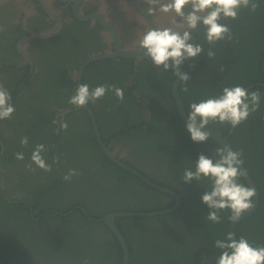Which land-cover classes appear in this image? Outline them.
I'll use <instances>...</instances> for the list:
<instances>
[{
    "label": "flooded vegetation",
    "instance_id": "1",
    "mask_svg": "<svg viewBox=\"0 0 264 264\" xmlns=\"http://www.w3.org/2000/svg\"><path fill=\"white\" fill-rule=\"evenodd\" d=\"M149 7L145 0H0V84L10 92L11 103L16 109L11 119L0 121V207L14 208L26 201L25 183L28 178L35 183L42 177L43 171L35 165H32L35 171H30L25 167L30 162L12 158L18 152L32 153L41 143L31 137L26 146L20 144L22 137H30L35 130H41L40 135L45 130L59 133L58 149L72 155L66 159L71 160L73 169L80 173L73 177L81 184L79 176L82 173L78 166L80 161H85L82 153L87 154L88 162L82 168L84 175L81 176L85 185L73 193L83 198L87 206L97 200L93 199L96 193H101L106 204L110 202L111 208L120 209L126 206L131 195L129 187L132 183L127 178L107 183L106 177L116 172L106 168V159L132 175L131 170L136 169L139 174L153 175L159 181L162 178L176 181L173 183L175 188L185 183L179 173L183 167L180 161L169 157L152 158V153L154 157L159 150L175 151L174 147L184 146L185 140L177 137L178 129L175 127L177 121L182 122L174 98V84L178 78L171 68L164 71L155 67L150 59L141 56L144 50L133 47V42L146 28L170 26L171 13L159 12V5H156L157 11L149 15ZM259 8L252 14L248 9H242L237 20L226 18L221 21L230 28L233 34L231 41L225 39L209 45L205 41L203 25L192 33L194 42L202 44L204 51L195 59L186 60L179 68L181 73L191 76L187 85L179 81L177 87L186 115L190 103L216 95L224 87H231L228 80H237L243 76L241 73L264 75V63L256 72L254 70L257 48L253 43L264 36V9ZM189 10L190 7L186 8ZM49 33L53 35L47 39L35 37ZM210 47L216 53L211 59L206 55ZM126 51H136L140 57L117 54ZM261 51L264 54V42ZM107 54L114 56L99 58L82 66L90 58ZM197 81L202 83L196 84ZM81 83H87L90 89L106 84L124 90L123 101L108 91L102 99L87 104L98 112L100 139L112 157L98 143L92 125L99 147H94L90 141L87 110L68 103ZM186 86L188 92L184 91ZM253 86L264 87V79L257 80L249 88ZM262 96L261 101H264L263 92ZM66 110L72 111L62 115ZM117 114L124 115V118H117ZM54 120L67 121V130L60 131L59 123H52ZM41 121V127L33 126L34 122L40 124ZM249 135L253 138L258 133L250 132ZM199 148L202 151L207 149L205 144ZM209 151L214 160L219 158L215 151ZM249 164L257 177H264V165L260 159L257 163L249 161ZM66 167L60 163L55 167L56 173H63ZM163 201L169 199L163 198ZM175 205L173 197V204L168 209ZM180 207L181 202L171 212ZM93 208L102 210L100 202L96 201ZM0 210L6 215L9 212ZM194 211L199 213L195 208L191 212L185 210L184 214ZM208 211L207 206L202 205L203 217ZM30 212L32 219L40 220L38 210ZM203 232L206 237V230ZM243 232L246 234L245 228ZM200 258L201 264H215L214 258L203 255ZM90 259L92 264L97 261L93 253L88 261Z\"/></svg>",
    "mask_w": 264,
    "mask_h": 264
},
{
    "label": "trees",
    "instance_id": "2",
    "mask_svg": "<svg viewBox=\"0 0 264 264\" xmlns=\"http://www.w3.org/2000/svg\"><path fill=\"white\" fill-rule=\"evenodd\" d=\"M259 9H264V3H261ZM263 42L264 36L260 41L256 40L253 43L257 48V55L254 57L255 72L264 63L262 60L264 54L261 51ZM241 75L243 76L235 81L228 80V85H242L248 91L257 90L260 92L262 100L264 87L249 88V86L257 80L264 79V75L258 72L256 74L241 73ZM200 83L202 82L197 81L196 84ZM196 87L199 86L196 85ZM220 91L222 92V89ZM220 91H217L216 95ZM216 95H208V97ZM91 108L98 124V112L93 106ZM114 116L116 117L115 114ZM117 118L122 119L124 115L117 114ZM88 121L89 139L93 142L94 147H99L92 133L90 118ZM42 125V121L40 124L33 123V126L41 127ZM175 127L178 129L177 137L184 139L185 145L174 147L175 151L159 150L154 157L152 153V158L169 157L180 161L183 165L179 172L181 176L185 169L195 170L199 154L209 156L212 154L209 149L215 151V154L216 150L221 148L211 137L203 143L193 142L181 121H177ZM207 128L222 136H226L232 130V133L228 135L231 148L233 151H243V165L258 189L260 202L257 211L251 217L237 224V239L244 236L253 246L264 245V177H257L249 164V161L257 163L260 159L264 165V101H261L260 108L255 113L235 128L227 122H210ZM250 132H256L258 135L251 138ZM40 133L41 130L40 132L35 130L30 133L28 140L33 137L45 145L46 151L43 156L49 164H52L55 156H59L60 160L59 163L52 164L51 172L42 170V177H39L35 183L29 181L28 178V182L25 183L28 194L26 201L20 202L14 208L1 205L0 208L9 212L7 215L0 212V264H52V262L82 264L83 261H88L92 253L97 260L93 264H121V248L118 241L109 229L96 219L111 212L148 213L167 210L173 204V197L149 187L130 172L121 170L105 158L106 168L116 172V174L106 177L107 183L114 179L127 178L132 183L129 187L131 195L127 198L126 206L120 209L111 208L110 202L106 204L102 200L104 195L101 193H96L93 199L97 200H94L91 206H87L83 202V198L73 194L76 189L80 190L85 185L81 176L84 175L82 168H85L88 162L87 154L82 153L86 162L80 161L78 166L82 173L79 176L80 181L83 184L79 181L76 182L75 177H72L70 181H65L62 177L69 169H73V162L66 158L72 157V155L59 151V133L49 130H45L44 134L40 135ZM38 137L40 140L37 139ZM82 140L85 142L84 139ZM203 144L207 147L204 151L199 148ZM165 152L169 155L166 156ZM23 153V161L31 163V153ZM62 157L65 159L62 160ZM12 158L15 160V155ZM60 163L67 165L66 170L63 173H56L55 167ZM146 177L159 186L176 191L181 197V207L177 211L163 215L116 219L115 223L128 245L129 264H201L202 258L200 257L202 255L205 258L216 260L221 250L214 247V242L226 237L230 222L228 217L231 215V211L225 209L219 213L220 223H213L207 219V216H202V205L204 204L201 202V196L206 190H210V181L207 179H202L199 182L192 181L189 186L185 183H177L180 188H175L173 183L176 181L167 178H162V181H159L153 175H146ZM238 182L247 186L242 176ZM163 198H167L169 201L165 202ZM95 201L96 203L100 202L102 210L93 208ZM195 208H198L199 213L194 211L184 214L185 210L191 212ZM30 210L33 212L38 210L37 216L40 217V220L32 219ZM243 228L246 229V234H244ZM203 230H206V237L203 236ZM88 264H92L91 259Z\"/></svg>",
    "mask_w": 264,
    "mask_h": 264
},
{
    "label": "clouds",
    "instance_id": "3",
    "mask_svg": "<svg viewBox=\"0 0 264 264\" xmlns=\"http://www.w3.org/2000/svg\"><path fill=\"white\" fill-rule=\"evenodd\" d=\"M149 5V15L157 11L163 14L171 13L170 26L148 27L133 42V47L144 50V56L150 58L151 63L164 71L170 68L174 75L185 85L191 79L188 73H181L179 68L188 59H195L203 51V45L195 43L192 33L200 25L205 27V41L214 45L225 39L231 41L233 34L224 19L237 20L242 9H248L254 13L264 3V0H145ZM190 7L191 10L186 11ZM179 18V19H177ZM209 59L216 53L210 47L206 53ZM221 71L223 67L221 66ZM108 91L114 92L120 101L124 99V90L115 85L101 84L90 89L87 83L78 85L75 93L70 96L68 103L76 107H83L102 99ZM188 92V87L184 88ZM261 94L257 90L248 91L242 85L224 87L218 96L208 97L199 102L189 104V112L186 120V130L195 143H203L209 139L210 133L204 131L210 122L230 123L233 128L243 123L251 114L260 108ZM15 106L11 103V94L0 84V121L11 119L15 112ZM59 123L60 130L68 128L67 121H53ZM21 146L28 144V137H22ZM46 151L43 143L37 144L31 153V163L25 167L35 171L34 164L44 172L52 171V164L59 163L60 157H53L49 164L43 153ZM218 159L199 154L195 163V170L185 169L181 177L185 183L199 182L202 179L210 181V190H206L201 196V202L209 211L207 219L213 223H220L222 210L228 209L231 215L230 221L236 222L241 215L252 209L253 197L256 190L238 182L245 175L243 165V151H233L230 147H221L216 150ZM18 161L24 160V153L15 154ZM80 173L76 169H69L62 177L70 181L73 176ZM214 247L220 249V255L215 264H264V245L253 246L249 240L241 236L235 238L234 232L227 233L226 237L214 242ZM82 264H88L85 260Z\"/></svg>",
    "mask_w": 264,
    "mask_h": 264
},
{
    "label": "water",
    "instance_id": "4",
    "mask_svg": "<svg viewBox=\"0 0 264 264\" xmlns=\"http://www.w3.org/2000/svg\"><path fill=\"white\" fill-rule=\"evenodd\" d=\"M53 35V33H49V34H43V35H39V36H35L37 38L40 39H47L49 37H51ZM120 56H130V55H136L137 57L139 56V53L136 51H126V52H118L117 53ZM114 55L112 54H107V55H103L97 58H90L88 60H86L82 66H86L89 63H91L92 61L99 59V58H108V57H112ZM144 56V53L141 55ZM146 57V56H145ZM150 59V58H148ZM179 79H177L175 81L174 84V98L177 104V108L179 111V114L181 116V120L182 123L185 125L186 124V120H187V115L185 113V110L183 108L182 102L179 99L178 95H177V87L179 84ZM83 108L85 110H87L89 117H90V121H91V125L92 128L94 130L95 136L97 138L98 143L101 145V147L103 148L104 152L107 155L111 154L108 152V150L106 149L104 143L101 141L100 139V135H99V130H98V125L95 119V116L93 114V111L90 107H88L87 105L83 106ZM77 109V108H75ZM72 110H66L62 112V115H65L66 113L71 112ZM204 131H208L210 133V136L220 147H230L231 145L228 141V135L232 133V130H230V132L226 135V136H222L220 135L218 132L207 128V129H203ZM232 149V148H231ZM233 150V149H232ZM112 157V156H111ZM124 167V166H123ZM242 169L245 170V175L242 176V178L244 179L245 183L247 186L249 187H253L256 190V195L253 197V207L251 210L244 212L240 219L236 222H232L230 221L227 227V233L229 232H234L235 233V238L237 239V234H236V226L237 224H239L241 221L251 217L258 209L259 206V202H260V197H259V192L258 189L254 183V181L252 180L251 176L249 175V173L247 172L246 168L244 165L241 166ZM128 169V168H127ZM133 172L134 175H136L137 177H139L143 182H145L147 185H149L150 187L159 190L163 193L172 195L174 197L175 203L176 205L170 209L167 210H163V211H155V212H148V213H136V212H111L108 213L106 215H104L102 218L96 219V221H100L102 222L108 229L109 231L114 235V237L116 238V240L118 241L120 248H121V256H122V260H121V264H129V249H128V245L126 243V240L124 238V236L121 234L120 230L118 229L117 225H116V219L117 218H122V217H151V216H156V215H163L166 213H170L171 211L175 210L176 207L180 204L181 199L180 196L175 193L173 190L169 189V188H165L162 186H159L153 182H151L147 177L142 176L141 174H139L138 171L136 170H131Z\"/></svg>",
    "mask_w": 264,
    "mask_h": 264
}]
</instances>
